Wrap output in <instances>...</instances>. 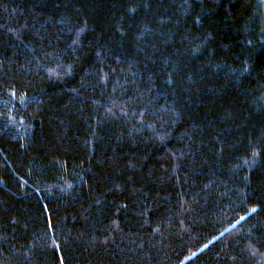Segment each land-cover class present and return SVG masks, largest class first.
<instances>
[{
  "label": "trees",
  "instance_id": "16d2710c",
  "mask_svg": "<svg viewBox=\"0 0 264 264\" xmlns=\"http://www.w3.org/2000/svg\"><path fill=\"white\" fill-rule=\"evenodd\" d=\"M0 264H264V0H0Z\"/></svg>",
  "mask_w": 264,
  "mask_h": 264
}]
</instances>
